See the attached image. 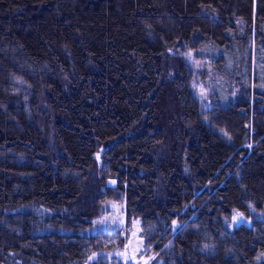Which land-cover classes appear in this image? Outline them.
<instances>
[{"label": "trees", "instance_id": "obj_1", "mask_svg": "<svg viewBox=\"0 0 264 264\" xmlns=\"http://www.w3.org/2000/svg\"><path fill=\"white\" fill-rule=\"evenodd\" d=\"M253 31L264 0H0V264H133L109 252L136 218L150 264H264V224L232 221L264 209V91L202 111L183 54L251 73Z\"/></svg>", "mask_w": 264, "mask_h": 264}, {"label": "rangeland", "instance_id": "obj_2", "mask_svg": "<svg viewBox=\"0 0 264 264\" xmlns=\"http://www.w3.org/2000/svg\"><path fill=\"white\" fill-rule=\"evenodd\" d=\"M251 43V59L250 68L251 73H247V67L244 70L235 69V75H231L228 66L234 64V59L228 54V63L225 65V69H216V61L212 59L210 50L203 47L201 50L207 54L196 53L194 50L184 51V56L191 64L194 71V78L192 82L193 94L197 97L200 102L202 111H207L215 107V103L219 101L218 94L221 92L225 98L228 96L236 95L243 87V81L248 82L252 85L254 90L264 91V42L258 41L256 33L250 36ZM221 51L216 52L220 55ZM257 77L260 78L259 82ZM224 87L226 92H224ZM232 89V90H231ZM254 118L258 123L259 129L264 132V97L262 96H251L250 99ZM101 151L97 153V157H100ZM116 195H123L118 191ZM125 204L124 199L121 198H109L104 201V210L101 216L95 220V226L97 229L111 230V220L109 219L112 215L119 211L120 207ZM126 211V210H125ZM249 220H258L264 224V209L262 211H254L251 215L245 216L244 222ZM233 223L239 222L238 213L232 216ZM141 219L136 218L133 220L129 230V238L124 249L117 248L110 253V256H117L124 260H131L133 264H150L153 258L156 257L157 251L153 250L151 253H143L145 250V238L141 234ZM264 227V226H263ZM142 252V254H141ZM264 259V254L262 256Z\"/></svg>", "mask_w": 264, "mask_h": 264}, {"label": "water", "instance_id": "obj_3", "mask_svg": "<svg viewBox=\"0 0 264 264\" xmlns=\"http://www.w3.org/2000/svg\"><path fill=\"white\" fill-rule=\"evenodd\" d=\"M126 204L120 207L119 211H117L116 214L112 215L109 219L111 220V225L112 227L110 228L111 230H106V231H112L116 228H121L124 226L126 223ZM239 216V221L241 222L244 218L245 215L243 213H238ZM253 221V220H252ZM251 220L247 221L248 224H251Z\"/></svg>", "mask_w": 264, "mask_h": 264}]
</instances>
